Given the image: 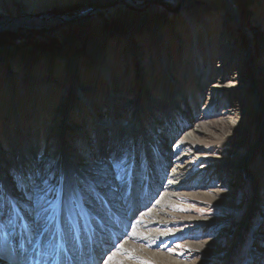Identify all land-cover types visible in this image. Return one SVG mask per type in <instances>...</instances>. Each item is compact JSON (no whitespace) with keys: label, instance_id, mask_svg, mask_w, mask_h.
Returning <instances> with one entry per match:
<instances>
[{"label":"rangeland","instance_id":"rangeland-1","mask_svg":"<svg viewBox=\"0 0 264 264\" xmlns=\"http://www.w3.org/2000/svg\"><path fill=\"white\" fill-rule=\"evenodd\" d=\"M236 1L240 7V19L243 24L248 28L254 25L255 29H251L254 37L246 35L240 28V24L234 22L222 0H0V20L6 15L18 17L28 12L34 14L31 16L47 14L51 19L48 20L46 16L42 17V20L48 22H58V16H67L71 18L68 20H74L70 22L71 24L64 25L59 32L55 31L56 27L62 28V25L58 27V24L44 27L23 26L16 30L8 28L0 32V159L8 171L5 175L10 172L9 174L13 176L18 171L24 170L21 174H17L21 176L30 171L41 172L52 166L54 168L48 175L65 173V170L72 168L70 167L73 165L70 160L72 157L76 160L80 159L79 157H83L86 150L97 143L95 119L99 117L100 112L107 111L108 107L110 111L113 104L116 106V111H113L116 117L115 122L121 129L132 123L136 115L141 112L147 130H150L152 126L153 129L159 130L169 128L168 126L177 127L181 137L185 136L189 129L190 123L187 122L188 114L186 113L192 108L191 112L195 118L200 117L202 121L207 122L206 126H203L210 132L206 135L208 141H212L208 142V145L198 144L192 153L188 152L187 156L193 165L203 163L204 168L209 166L213 168V165L218 164L217 161L222 164L224 161L213 158L212 155L216 153L221 157L230 158L234 155L233 152L236 151L238 144L243 147V154L252 150V157L246 165V178L243 180L231 173L221 176V179L225 178L224 180L218 177L224 182L222 195L227 199L225 201H231L234 205L228 206L216 200L183 199L180 204L169 207L168 209L174 210L175 213L173 212L172 217H169L171 221H165L162 227L175 228L177 233L174 236L155 238L158 241V249L171 251L179 255L181 259H187L191 264H264V128L259 124L262 112L253 108L252 102H249L253 87L247 84L250 68L255 72L258 70L256 68H261L264 64V0ZM193 7L203 9L204 17L201 18L205 21V29L201 28L200 31L212 40L214 45L212 49L214 48L215 54L213 50L211 53L215 56H213L211 71L216 77L223 75L222 79H218L222 80L223 87L212 92L211 86L215 78L214 82L212 81L203 89L197 86L191 87L193 84L189 79L190 82L187 81L181 85V88L175 89L176 100L184 102L180 106L181 103L174 98L173 101L169 100L163 86L172 81L176 74L183 75V70L186 69L185 61L194 60V46L190 45L192 28L187 21L192 16V11L186 18L184 14V11L192 10ZM84 8L94 9L81 20L76 18ZM222 32L231 37L233 56H229V50L224 49L225 52H222L220 49ZM126 41H131L133 47L139 49L145 56L148 54L149 59L146 62L153 64L155 68L147 69L132 62L131 71L117 68V79L120 83L112 77L114 87L106 78L98 80L97 75L102 76L100 73L106 69L103 59H107L111 66L115 59L122 60L123 54L120 55V52H123ZM248 47L251 48L249 55L253 60L251 64L248 62L250 58L245 59L241 56V51ZM117 49H122L117 51L119 54L116 52ZM115 52L117 56H114ZM163 52H167L171 61L175 59L177 71L169 74L161 71L160 64H164ZM76 69L78 71L76 77L85 86L83 89L85 97L83 94L80 95L74 87L73 70ZM65 76L69 79L66 80ZM127 77H131L130 81H133L126 84L128 88L132 86L131 93L126 94L117 89V93L114 92L115 96H112L113 89L116 90L115 83L118 87H124L123 82L128 79ZM256 80L257 88L264 101V74L257 76ZM136 81L140 83L137 85ZM230 82L233 84L231 87ZM187 85L191 88L189 89ZM90 86L91 88L87 89ZM185 93L190 94V99ZM91 102L96 107L95 114H93ZM15 104L22 122L16 118ZM180 108H184L183 113L179 110ZM170 112H172L171 122L164 120L168 118L167 114ZM73 125L78 129H72ZM219 126L225 127L227 134H222ZM21 129H24L26 134H34L38 140L40 138L39 146L42 149L46 150L49 146L51 157L43 159L44 157L40 156L42 152L37 153L36 156L34 154L30 156L19 143L13 142V133ZM81 130L87 135L82 137L83 143L80 142L82 139L76 140L81 136ZM172 130L169 128L168 131ZM38 131L39 135L36 133ZM65 131L66 135H64ZM241 131H244L242 136ZM121 136L129 138L125 134ZM25 138L26 135H22V141ZM64 138L70 142L66 143ZM29 140V138L26 139V141ZM121 142L122 140L117 142L118 150L123 147L119 144ZM175 142L177 141H171L169 148H173L176 145ZM84 143L87 144L83 145ZM137 143L136 145L140 148V143ZM30 144V142L26 143L27 149ZM124 144L126 146L122 151H128L130 141ZM63 148L67 151L65 156ZM183 150L184 148L181 149V147L173 148L170 159L173 160L175 155L184 153ZM130 151H132L130 160H126L123 155L120 156L123 159L119 162L109 158L107 173L108 170L115 171L113 176L117 173L118 181L122 175H128L126 178L128 181L131 180L132 168L127 173L126 164L130 161L133 163V157L136 154L133 149ZM138 152L140 154V149ZM37 156L40 157L37 158ZM140 156L137 157L141 159ZM204 156L208 158H201ZM14 160L17 163L20 160L24 162L20 165L21 167H16L17 165L14 167ZM65 160H67L66 163ZM153 163L155 172L162 163L157 166L154 161ZM57 165H59L58 169L55 168ZM10 166L13 167L11 171L8 170ZM84 170L77 168L78 172L75 171L73 174H81ZM154 172H151V179L157 174ZM92 174H97L101 178L105 176L101 172ZM197 175L201 173L197 172L194 177L197 178ZM113 176L110 173L107 174L109 178L114 179ZM134 177L136 188L132 198L138 199L140 195L144 198L148 192L154 191L153 188L140 183V177L144 181H150L143 165L136 168ZM167 182L168 178L164 176L162 185L158 186L152 200L146 204V208L149 207L148 210L151 208L152 201L156 202L160 198ZM97 187L93 192L108 206V196L105 195L106 198L97 190H101L103 185L97 183ZM21 189L18 190V195L28 202L23 208L30 212L31 201L27 199V192ZM130 193L129 188L126 195L129 196ZM86 197H91L90 192L83 193L75 203L69 204V201L65 200L66 204L54 202L52 207L65 210L62 214L54 215L55 221L63 220L70 225L84 228L92 239L95 236L92 235V229L98 230L97 221H101L97 213V218L86 213V209L90 207ZM16 202L21 204L20 201L16 200ZM255 208L257 211L253 212ZM143 209L138 206L131 219L133 221L131 226L138 223L139 211ZM46 215L43 214V216ZM102 215L105 216V213ZM246 218L250 221L249 225L239 231V227ZM113 219L116 218H112V222ZM39 223L35 224L36 229ZM117 227L120 232V225ZM36 229L34 226L35 233H37ZM107 233L108 236L111 235L109 230ZM116 233L118 231H112L113 235ZM127 233L129 232L126 231L124 236ZM200 241L203 242L202 248H196V252L190 255L187 244ZM36 243L40 241L34 240L32 244ZM109 251L106 250L101 254V259L97 263L107 260L110 257Z\"/></svg>","mask_w":264,"mask_h":264},{"label":"bare ground","instance_id":"bare-ground-1","mask_svg":"<svg viewBox=\"0 0 264 264\" xmlns=\"http://www.w3.org/2000/svg\"><path fill=\"white\" fill-rule=\"evenodd\" d=\"M100 1H108V0H100ZM222 1L224 2L227 10L230 12L232 18L234 19V22L236 24H240V28H242V31H244L246 35H250V37H254V34L251 31V29L253 30L255 29V27L254 25H252L251 26L252 28L251 27L248 28L243 24V22L240 19L241 11L237 1L236 0H222ZM91 11H89V8H84L83 11H81L76 18L78 19L80 18L81 20L86 15L90 14ZM190 11H192V16H190L188 18L189 20L187 21L190 23V26L192 28L191 30L192 40L190 41V45L192 47L194 46V50H195L193 55L194 60L190 62L185 61L184 65L186 69L183 70V75L176 74L177 77L174 76L172 81L168 83L166 81L167 84L163 86L165 88L164 91L167 92L168 95L167 97L169 98V100L171 99L173 101L175 99V101L177 102L179 101L176 100L177 91H175V89H178V87L181 88L182 87L181 85L189 81V79H191V84H193L191 85L189 83L191 87L197 86L200 89H203L204 87H208L209 86L208 84H210L212 81L214 82V78H215L216 80L211 86L212 92L218 91L219 88L223 87L221 83L222 80H218V79H222L223 75H217L218 77H216L211 71L212 60L214 59L213 56H215L214 48L212 49V47H214L212 40L209 38V36L205 34L204 36L200 31L201 28L205 29V21L202 20V18L204 17L202 13L203 9L193 7L192 10L189 9L188 11H184V14L186 15L185 18L188 16V14H191ZM31 15L34 14L28 12L27 14H22L18 17H12L10 15L4 16L2 20H0V32L8 28H11L12 30H16L23 26L44 27V26H52L56 24H58L57 25L58 27L62 25V28L60 29L56 27L55 31L59 32V30L64 28V25L71 24L70 22L74 21V20H68L71 19L70 17L63 16V17H57L58 22H54V21L48 22L47 20H42V17H46V16L48 17L47 18L48 20L51 19L47 14L46 15L44 14L41 17L37 15L36 16H31ZM10 18L12 20L9 21L8 19ZM199 22L200 24H198ZM220 39H222L221 41L222 44L220 43L221 51L225 52L224 49H227L229 50L228 52L230 53L229 56H233V49L231 47V44L233 45V43H231L232 42L231 37L226 35L224 32H222L220 35ZM120 50L122 49L119 50L117 49L116 52ZM212 50L214 54L211 53ZM116 52L114 53V56L118 53ZM126 52H131V53L127 54ZM241 52H242L241 56L243 58L245 59L250 58L248 62H250L251 64L253 62L251 56H249L251 52V48L248 47V49H245L244 51L242 50ZM163 53H164L163 54L164 64H160L161 71L164 74L166 73L169 74L170 72L177 71L178 67L175 64V59H173L174 61L173 60L171 61V59L167 55V52H163ZM121 54H123L122 55L123 59L122 60L115 59L114 64L112 66L110 65V62L107 61V59H103L106 69L102 73H100V75L102 76L97 75L99 77L98 80L100 79L105 80L106 78V80H109L110 85L113 86L112 77H114L116 78V81L120 83L119 82L120 80L117 79V73H116L117 68L120 67L124 71L127 70L131 71L130 67L132 66V62H134L135 64L138 63L142 67L143 66L147 67V69L155 68L153 64L146 62L148 61L147 59H149L148 57L149 55L147 54V56H145V54H143V52H141L139 49H135L131 41H126L123 52L122 53L120 52V55ZM220 59L224 60L222 57H220ZM256 70L257 71L253 72L251 71L250 68L249 79H247L248 86L250 85L253 87L252 88L253 94L249 102H252L253 108L260 110L262 112V117L260 118L259 124L264 128V101L261 98L262 97L261 92L258 90L256 85L257 76H261L262 74H264V64L262 65L261 68H256ZM77 74H78L77 69L73 70V79L75 81L74 87L75 90H78V92H80V95L81 94L84 95L85 93H83V89L85 86L76 77ZM65 78L66 80L69 79L68 76H65ZM127 78L128 79L123 82V84H125L124 87H118L117 83H115L116 90L113 89L112 96H115V93H117V89H119L121 92H124L126 94L131 93V89L133 90L132 86L128 88L126 84L129 82L131 83L133 81L132 80L130 81L131 77L130 78L127 77ZM193 79L195 80L193 81ZM138 83L140 82L136 81L137 85ZM123 84L121 83V85ZM190 85H187L189 89L191 88ZM231 85L233 84H231L230 82L229 86L231 87ZM90 88L91 86L87 87V89ZM186 95L190 99V94L188 93ZM85 96L86 95H84V97ZM165 101L167 102V100ZM179 103H181L179 104L180 106L184 104V102H179ZM176 105L177 104H175V106ZM16 106L17 104H15L14 106L15 115H17L16 116L17 120L21 121L22 119L20 118L22 117L20 116ZM91 107L93 109V114H95L96 107L94 103L91 104ZM179 110L182 113L184 112L183 111L184 108H180ZM191 110L192 108L190 109V112L186 113L188 114V117H186V119L187 122L190 123V125H189V129L185 133L186 135L183 137L180 136L179 129L177 127L173 128L168 126L169 128L173 129L171 132L168 131L169 128H165V129L163 128L162 130H159V129H153V126L150 128V130H147L148 128L145 127L141 112H139L136 115L135 120L132 121V123L127 124L122 129L115 122L116 117L113 111H116V106L114 104L110 107V111L108 107L107 111L105 110V112L102 113L100 112L98 117L99 119L96 118L94 122L97 126L96 129L94 128L96 131V136H98L97 143L94 145V147L86 150L82 155L83 157H79L80 159L76 157L77 158L76 160L74 157H72L70 159L72 160V164H73L70 166L72 168H68L67 170H65V173L72 175L73 172L77 170V168L85 169L83 172H81V174H89L96 176L97 183L103 185L101 190L99 189L97 190L99 191V193L100 192L103 193L104 196L105 195L108 196V198L105 196L107 199H109L108 206H106L102 200L96 197L95 192H90L91 195L90 198L86 197V200L90 205V207L86 209V213L93 215V217L95 218H97V214H98L99 215L98 219L99 221H101V222L97 221V224H99L98 230L92 229V235H95L92 237V239L90 238L89 232L86 231L84 228H79L77 225H70L67 221L63 222V220L55 221L54 215L56 216L58 214L64 213L65 211L64 208L58 207L60 208L58 209L52 207L48 212V215H46L47 213L46 214L41 213L39 214V216H37L36 213L32 211L29 212L28 209L23 208V206H27L28 202L20 198V196L18 195L19 194L18 190H20L21 188L24 189L26 186L21 185V188L18 189L17 178L21 176L48 175V173H50L53 170L54 166H52V168H48L41 172L35 170L33 172L30 171L28 173H25V175L24 174L21 176L17 175V174H21L24 171L22 170V171H18L17 174H13L12 176V174H9L10 172L5 175V172L8 171H6V166L2 164V160L0 159V171H1L0 187L4 189V191H6V193L10 197L15 198L17 201H20L21 204L19 203L18 204L20 205V208L23 210V218H21L20 213H12L10 209H7L8 208L7 206L6 208L5 206H3L2 211H0V232H3L5 236L4 240H0V248L3 249V255L6 264H28L29 260H46V259H48L49 262H53V264H105V262L106 264H191L187 259H181L179 255H176L171 251H161V249H158L159 248L158 241L155 238L158 237L165 238L168 236H174L177 233V230L175 228L164 229L162 227L165 221L167 222L171 221L169 220V217L170 216L172 217L171 214L174 212V210L171 211L168 208L180 204L183 199L185 200L189 199L192 201L195 200L200 201L201 199H206L208 201L216 200V201H221L227 204L228 206L231 204L234 205V203H232L231 201H225L227 199L224 197V195H222L224 193L223 191L224 182L221 180H224L225 178L221 179V176H224L225 173L227 174L231 173L234 174L235 176L237 175L238 179L243 180L244 178H246L245 175L246 165L252 157V150H250V152H248L247 154L246 153L243 154L244 153L243 147L241 146V144H238L236 151L233 152L234 155L232 154L233 156H231L230 158L221 157L216 153L212 155L213 158L214 157L219 158L222 161H224L222 164L220 163V161H217L218 164L213 165L214 169L211 168L212 166L204 168L205 164L203 163L199 164L201 166L200 168L199 165L196 164L193 165L192 161L187 156L188 152L192 153L195 150L196 145L198 144L208 145V142H212V141L211 140L208 141L206 137V135L210 133L204 127L206 126L207 122L202 121L200 117L195 118ZM171 113L172 112L167 114L168 118L164 120H168L169 122H171V118H172ZM78 116L80 117L79 114ZM100 117H102V119H100ZM193 118H195L194 120L195 122H193ZM145 120H147V118ZM71 128L74 130L78 129L75 128V125L71 126ZM220 130L223 132L222 134L224 133L227 134L228 132L225 127H220ZM82 132L83 131L81 130L80 132L81 136L79 138H76V140L82 139L80 140L81 143L84 142V139L82 137L85 135ZM36 133L39 135V131ZM66 134L67 132L65 131L64 135ZM124 134L128 135L129 138H124L121 136ZM243 134L244 131H241L240 135L242 136ZM22 135H26L24 141H22ZM38 135L36 136L38 137ZM205 137L206 139H204ZM27 138L32 140L26 141ZM39 140L41 139L39 138ZM39 140L35 138L34 134H26L25 130L21 129L13 133L12 141L19 143L21 148L25 150L26 154L30 156L33 154L34 156H36L37 153L42 152V155L40 156L44 157L43 159H45V157L48 156L51 157L49 146L46 148V150L42 149L39 146ZM64 140L66 143L70 142V141L68 142L66 138H64ZM121 140L122 142L119 144H121L123 147L120 150H118L117 142H120ZM173 140L177 141L174 143L176 145L173 148L174 149L178 147H181V149L184 148L183 150L184 153L175 155V158L171 160L170 154L173 148H169L170 146L169 144ZM129 141L132 146L130 145L128 151L127 150L122 151V149H125L124 146H126L124 143L126 142L128 143ZM27 142L31 143L29 149L26 148ZM137 142L140 143V148H138V146L136 145L138 144ZM85 144L87 143H84L83 145ZM65 149L66 148H63L64 156L67 153V151H64ZM130 149H133V151L136 154L133 157V163H131L130 161L127 162L126 164L125 171H127V173L130 171L129 169L132 168L131 180L128 181V179L126 178L128 175H122L118 181L116 178L117 173H115L113 176V172L115 171L108 170L107 173V164L110 163L109 158H112V160L114 159V161L119 162L120 159H123L120 156L123 155L124 158H126V160H130L132 154V151H130ZM139 149H140V154L138 152ZM139 155H141L140 156L141 159L137 157ZM40 156H37V158H39ZM201 158H208V156L207 157L204 156ZM152 160L155 162L156 166L162 163L161 165H159L160 167L158 168V170H155V172L153 171V166L155 167V165ZM5 162L7 163V161ZM22 162L24 161L20 160V162L17 163L14 160L13 166L15 167L17 165L16 167H19L20 165H22ZM26 162L27 161H25V163ZM66 162L67 160H65V163ZM117 163L115 165H117ZM141 165H143L145 174L149 175V177L151 176V172H154V174L157 173L152 179L150 177V181H144V179L140 177L141 180L140 183L147 185L149 188H153L152 190L154 191L158 190L159 188L158 186H160L162 180L164 179V176L165 177L167 176L168 178V182L164 186L165 190L163 189L162 195L156 202L152 201V205L149 210H148L149 207L146 208V204H148L152 200V197L154 196L153 194L154 191L152 193L147 191L148 194L144 198L143 195H140L138 199L132 198V194L135 192L134 189L136 188V184H135L136 178L134 177L135 170L136 168L138 169L139 166L141 167ZM58 167L59 165L55 166V168L57 169ZM224 167L227 169H225ZM8 170L9 171L13 170V167L8 168ZM95 172H101L105 176L101 178L99 175L97 176V174L96 175L92 174ZM197 172H200L201 175L199 176L197 175L198 177L195 178L196 176L194 177V175ZM109 173L114 177V179L107 177V174ZM218 177H220L221 180ZM232 184L236 185L234 183ZM205 186L207 187V189ZM129 188L131 193L129 196H127L126 193ZM69 204L72 203L69 202ZM138 206L143 207L144 209L142 211H139L138 223L135 224L134 226H131L133 222L131 219L134 216ZM255 210L256 208L253 210V212H255ZM104 213L105 216L102 215ZM43 214L46 216H43ZM114 217L116 219H113L112 222L111 219ZM25 221L27 222L28 225L27 228L25 226ZM38 222L40 223L36 229L35 224H37ZM249 222L250 221H247L246 218L239 227V231H241L242 228L244 229L245 226H248ZM119 225H120V232H119V228L117 227ZM34 226L35 229L37 230L36 231L37 233H35ZM124 228H126L125 232L126 231L129 232L125 236H124L125 233ZM108 230L111 232L110 236H108L107 233ZM113 230L118 231V233L113 235L112 234ZM66 231H68L69 233ZM62 234H64V236H62ZM34 240L35 241L39 240L40 243L32 244L34 243ZM139 241L141 242L139 243ZM201 244H203V242L201 241L194 244L189 242L187 245L189 247L190 255H193L194 252H196V248H202ZM106 250H110L109 251L110 257H108V259L103 262L97 263L101 259L102 256L101 254H103ZM228 256L229 254L226 256V258Z\"/></svg>","mask_w":264,"mask_h":264},{"label":"snow or ice","instance_id":"snow-or-ice-1","mask_svg":"<svg viewBox=\"0 0 264 264\" xmlns=\"http://www.w3.org/2000/svg\"><path fill=\"white\" fill-rule=\"evenodd\" d=\"M21 185L26 186L21 190L27 192V199L31 201V211L39 215L48 213L54 202L63 204L65 200H68L75 203L76 199L81 197L83 193L95 191L97 177L89 174L70 175L67 173L21 176L17 178L18 189L21 188ZM5 204L12 213H20L21 218H23V210L15 198L10 197L6 191L0 188V211ZM25 226L28 227L26 221ZM4 239V233L0 232V240ZM0 264H6L2 248H0ZM28 264H40V261L29 260Z\"/></svg>","mask_w":264,"mask_h":264},{"label":"water","instance_id":"water-1","mask_svg":"<svg viewBox=\"0 0 264 264\" xmlns=\"http://www.w3.org/2000/svg\"><path fill=\"white\" fill-rule=\"evenodd\" d=\"M93 9H94V8H90L89 11H90V10H93ZM41 16H43V15H40L39 17H41ZM58 17H63V16H58ZM8 20L10 21V20H12V19L10 18V19H8Z\"/></svg>","mask_w":264,"mask_h":264}]
</instances>
